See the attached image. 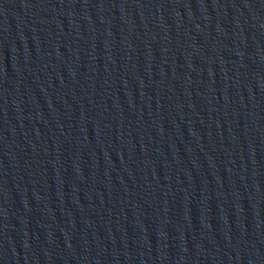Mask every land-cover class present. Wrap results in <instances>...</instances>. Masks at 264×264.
I'll return each mask as SVG.
<instances>
[{
	"label": "water",
	"instance_id": "95a60500",
	"mask_svg": "<svg viewBox=\"0 0 264 264\" xmlns=\"http://www.w3.org/2000/svg\"><path fill=\"white\" fill-rule=\"evenodd\" d=\"M115 0H0V264H54Z\"/></svg>",
	"mask_w": 264,
	"mask_h": 264
}]
</instances>
